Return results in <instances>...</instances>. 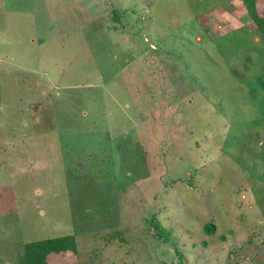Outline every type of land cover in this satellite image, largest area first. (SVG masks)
<instances>
[{"label":"rangeland","instance_id":"1","mask_svg":"<svg viewBox=\"0 0 264 264\" xmlns=\"http://www.w3.org/2000/svg\"><path fill=\"white\" fill-rule=\"evenodd\" d=\"M263 16L0 0V264H264Z\"/></svg>","mask_w":264,"mask_h":264},{"label":"trees","instance_id":"2","mask_svg":"<svg viewBox=\"0 0 264 264\" xmlns=\"http://www.w3.org/2000/svg\"><path fill=\"white\" fill-rule=\"evenodd\" d=\"M256 1V0H255ZM116 12V11H115ZM258 32L264 38V16L257 20ZM214 225H206L207 233L212 234ZM75 239L73 235L59 237H49L42 240L30 241L25 244L23 263L24 264H44L45 258L49 253H59L65 250H73Z\"/></svg>","mask_w":264,"mask_h":264}]
</instances>
